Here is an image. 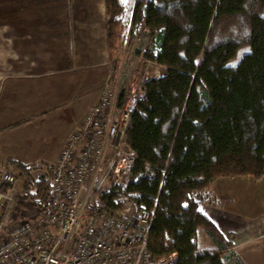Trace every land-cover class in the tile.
Masks as SVG:
<instances>
[{
    "label": "crops",
    "instance_id": "obj_1",
    "mask_svg": "<svg viewBox=\"0 0 264 264\" xmlns=\"http://www.w3.org/2000/svg\"><path fill=\"white\" fill-rule=\"evenodd\" d=\"M31 164L24 0H0V166Z\"/></svg>",
    "mask_w": 264,
    "mask_h": 264
},
{
    "label": "built area",
    "instance_id": "obj_2",
    "mask_svg": "<svg viewBox=\"0 0 264 264\" xmlns=\"http://www.w3.org/2000/svg\"><path fill=\"white\" fill-rule=\"evenodd\" d=\"M20 192L16 176L0 167V264H35L33 206ZM19 202L28 210L18 211Z\"/></svg>",
    "mask_w": 264,
    "mask_h": 264
},
{
    "label": "trees",
    "instance_id": "obj_3",
    "mask_svg": "<svg viewBox=\"0 0 264 264\" xmlns=\"http://www.w3.org/2000/svg\"><path fill=\"white\" fill-rule=\"evenodd\" d=\"M9 165L13 166L14 169L24 177L21 186L20 199L23 202H29L33 206L31 164L24 165L19 162H9Z\"/></svg>",
    "mask_w": 264,
    "mask_h": 264
},
{
    "label": "rangeland",
    "instance_id": "obj_4",
    "mask_svg": "<svg viewBox=\"0 0 264 264\" xmlns=\"http://www.w3.org/2000/svg\"><path fill=\"white\" fill-rule=\"evenodd\" d=\"M3 166V165H2ZM2 166H0V167H2ZM3 169H5V170H7V171H11L15 176H16V178L19 180V186L21 187L22 186V183H23V181H24V177H22L15 169H14V167L13 166H11V165H9L8 166V164H6L4 167H2ZM21 203L19 202L18 204H16V208H18L17 210L18 211H22V209L24 210V211H26V210H28V206L27 205H20ZM20 205V206H19ZM20 208V209H19ZM18 215L21 217V218H23L22 216H21V214L18 212Z\"/></svg>",
    "mask_w": 264,
    "mask_h": 264
},
{
    "label": "snow or ice",
    "instance_id": "obj_5",
    "mask_svg": "<svg viewBox=\"0 0 264 264\" xmlns=\"http://www.w3.org/2000/svg\"><path fill=\"white\" fill-rule=\"evenodd\" d=\"M122 2H127V0H122Z\"/></svg>",
    "mask_w": 264,
    "mask_h": 264
}]
</instances>
